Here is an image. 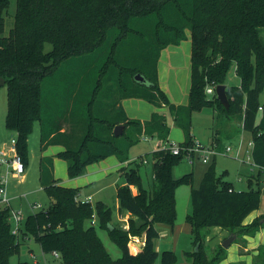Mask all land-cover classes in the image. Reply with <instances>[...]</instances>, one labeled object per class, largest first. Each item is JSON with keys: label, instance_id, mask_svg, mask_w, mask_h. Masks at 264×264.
I'll list each match as a JSON object with an SVG mask.
<instances>
[{"label": "trees", "instance_id": "trees-1", "mask_svg": "<svg viewBox=\"0 0 264 264\" xmlns=\"http://www.w3.org/2000/svg\"><path fill=\"white\" fill-rule=\"evenodd\" d=\"M9 5L10 0H0V86H7L6 128L17 132L16 149L26 167L36 122L41 149L64 146L55 156L41 158L40 182L50 204L27 216L24 233L33 235L45 251L59 250L64 264H156L158 259L160 264H176L177 252L158 251L155 240L159 223L173 226L177 221V187L193 181V173L180 178L173 173L184 152L159 148L122 168L126 183L117 188L119 212L129 210L139 216L129 220L128 229L114 221L106 203L82 202L79 187L60 184L53 175V159L66 160L68 175L75 178L85 174L89 164L110 155L127 161L130 148L145 134L167 139L171 125L165 115L155 112L149 120H140L125 114L121 100L137 97L170 107L185 134L180 145L194 144V111L208 107L218 117L238 116L241 125L234 134L242 130L252 134V159L262 172L264 45L258 27L264 25V0H16L14 25L4 35ZM186 30L192 40L191 90L187 105H175L159 84L157 62L163 49L187 39ZM47 43L51 50L45 49ZM69 59L78 60L71 62L75 70H62L60 65ZM85 59H102L95 83L86 81ZM232 67L239 85L227 84ZM137 73L146 82L137 81ZM219 84H226L228 108L216 94L205 91L208 85ZM260 105L262 117L257 122ZM119 124L125 129L115 136ZM150 155L153 182L145 188L140 166ZM226 173L217 174L212 162L199 186L191 190V211L185 219L191 225L193 245H200L198 250L185 251V256L193 264H221L227 257L222 244L209 253L206 229L220 226L241 238L264 227V215L244 223L260 207L259 181L256 187L235 190ZM131 185L138 186L137 194ZM95 214L98 225L121 248L120 257L113 258L107 250L92 221ZM144 235L143 249L138 251L133 243L132 251V237ZM19 249L8 212L0 210V264H10ZM257 250L253 264H264V245Z\"/></svg>", "mask_w": 264, "mask_h": 264}, {"label": "rangeland", "instance_id": "rangeland-1", "mask_svg": "<svg viewBox=\"0 0 264 264\" xmlns=\"http://www.w3.org/2000/svg\"><path fill=\"white\" fill-rule=\"evenodd\" d=\"M8 13L6 14V22H5V31L4 35H8L11 28L14 25L15 20V12H16V0H10V5L8 8ZM45 49L51 50L52 44L47 43ZM83 62V59H81ZM102 60V59H101ZM100 59H94V61L88 62L86 59L84 61L85 70H86V81L88 83H95L96 76L98 77V68L101 65ZM75 61L78 63V60L69 59L64 61L60 68L65 71L75 70L71 62ZM90 68V69H89ZM59 70V71H62ZM58 71V70H57ZM59 73V72H57ZM227 84L238 85L239 77L236 73L234 67H232L227 76ZM7 86L4 84L0 86V149L1 146L6 143L7 148L11 144V139L15 135L10 133L6 128L5 119L7 114ZM215 112L211 108H204L202 110H196L193 112L192 116V125H193V134L195 135V140L199 141L201 144L207 145L210 141V137L213 135L215 130H227L225 128L228 124L236 123L238 124L240 121L238 116H233V119H229L228 117H216ZM225 128V129H224ZM252 137L248 131L243 134V145L248 143V138ZM222 140L224 144H232L237 146L240 142L241 136L228 140L225 138L224 134L222 135ZM248 139V140H247ZM158 142L156 139L152 138L150 140H141L135 146H133L129 152V157L131 160L137 159L140 155L146 154L154 150L155 143ZM29 152H28V163L26 167V172L24 175L20 177H15L10 174L8 177L7 188L8 192L12 197L11 204L15 209H21L23 211V224L27 216L30 213L42 210L46 208L50 204V198L47 195L46 191L41 187V183L39 181V158L41 154V144H40V128L39 122L35 123V127L33 132L30 135L29 139ZM157 145V144H156ZM193 161V162H192ZM215 162L216 171L218 174L227 170L226 178L232 181L233 186L236 190H245L248 189L251 185L256 187L257 182L259 181L260 187L262 189V201L260 207L264 206V170L260 172V168L255 165L252 155L251 160L241 159L240 157H236L235 155H218V157L213 160H210L209 163L203 162L199 155H195L193 158L185 157L179 164L174 167L173 173L176 178H180L185 174L193 173V181L192 183H181L176 190V198L178 205V219L182 221L185 220V216L187 212L191 211V190L193 187H198L201 179L203 177L204 171L208 168V166ZM152 156H148L144 160V162L140 166V173L142 176V183L145 188H150L152 186L153 177H152ZM0 172L5 173V167L0 166ZM259 179V180H258ZM116 180V181H115ZM116 183H126V179L122 171L114 170L107 175L100 178L98 182L94 183L93 189L100 188V192L94 196V199H102L105 200L107 204H109L116 213L117 207L119 208V200L116 193ZM92 188V186H91ZM90 188V190H91ZM86 190V187L82 190ZM84 193L88 192L85 191ZM23 194L24 196H20ZM37 203L38 206L33 208L32 204ZM96 201H93V205ZM41 205V206H40ZM94 224L96 225L100 236L102 237L104 244L107 250L110 252L113 258H118L122 255L121 248L111 239L108 231L105 228H101L97 222V215H94ZM264 221V220H263ZM264 231V227L260 229V231ZM208 235L206 237V246L209 253L215 249V247L219 246L221 243H217L216 245L212 244L207 238L209 237L210 228L206 229ZM228 234H231L230 232ZM140 237V236H138ZM139 238H135L133 240H138ZM20 240V249L18 253L13 255L10 258V264H16L19 260L22 261H32L33 255L39 257L42 251V247L40 243L36 240V238L28 234L25 238L21 237ZM236 240V239H235ZM234 242V240H233ZM132 241L130 240L129 245L130 249L132 248ZM136 246V245H135ZM228 248V247H226ZM181 249L192 250L195 249L193 245V238L190 234L184 233L181 235L180 243L178 246L177 255L179 262H183V257L187 259L186 256L181 255ZM136 251V250H135ZM134 251V252H135ZM50 256V255H49ZM183 256V257H182ZM188 260V259H187ZM189 261V260H188ZM190 262V261H189ZM156 264H160V259L156 261Z\"/></svg>", "mask_w": 264, "mask_h": 264}, {"label": "crops", "instance_id": "crops-1", "mask_svg": "<svg viewBox=\"0 0 264 264\" xmlns=\"http://www.w3.org/2000/svg\"><path fill=\"white\" fill-rule=\"evenodd\" d=\"M258 30L260 33L261 41L264 45V25L259 26ZM186 34H187V39L183 40L180 44H178V45L171 44L168 47H166L165 49H163L161 51L160 58L157 62V72H158L159 84H160L161 88L168 95L170 102L175 104V105H187L189 102V94H190V90H191V74H192L191 31L186 30ZM234 69H235V67H234ZM239 84H240V78H239ZM260 101L264 102V90L262 91V93L260 95ZM121 105L124 108L125 114L129 118H136V119H140V120H149L152 117L153 113H155V112L163 114L167 117V120L170 122V125H171V130H170V133H169V136L167 139L160 141L158 138L151 137V136L146 135V134L141 137V140H146L143 138L144 136L149 137L148 140H150L152 138L156 139L158 142L155 143L154 150L159 149L161 146H164L165 144H169L170 142L180 143V142L184 141V139H185L184 131L181 127H179L174 122L173 115L171 114L170 107L168 105H164L162 107H157L153 103H151V102H149L143 98H137V97L124 98L121 100ZM212 110L215 112V115L217 117L218 116L217 111L214 109H212ZM261 117H262V111L259 110L258 115H257V122L260 121ZM239 121L240 122L238 124L233 123V121H232V124L231 123L228 124L225 127V128H227V130H225V131L223 130V132H222V130H215L213 132V135L210 137L209 143L216 142L219 145V148L222 149L225 146L224 141L221 138L223 134H224L225 138L228 140H233V139L241 136L240 140H242V142H243L242 138H243V134L245 132H247L246 130H242L239 134H236V135L234 134L235 127L238 128L241 125V120L239 119ZM39 128H40V123H39ZM8 131L15 135L12 138H16V136H17L16 131L9 130V129H8ZM192 134H193V125H192ZM193 137L195 138L194 134H193ZM248 139L250 140V139H252V137H250ZM40 141H41V139H40ZM137 144H135V145H137ZM135 145H133V146H135ZM246 146H247V142L245 145H243V148H244L243 151L245 150ZM5 147H6V143H4L1 146V149L9 150L10 145L7 148H5ZM40 148H41V146H40ZM131 148H130V150H131ZM63 149H64V146H62V145H50L46 149H41V154H40V158H39V161H40L39 162V181H40L41 158L45 157V156H55L58 152L62 151ZM130 150H129V152H130ZM154 150H152V151H154ZM218 155H222V154H218ZM218 155L214 156L213 160H215L218 157ZM129 161H131L130 157L127 161L122 162L118 159V157L116 155H110V156L104 158L103 160L89 164L87 166V170H86L85 174H83L81 176H77L75 178H70L68 175V165H67L66 160L59 158V157H54V159H53V175L56 179H58L59 183L62 185L69 186V187H79L80 192L78 194V199L85 200V199L90 197L89 202L92 204H93V201H96V202L102 201V202L106 203L105 200H102V199H96L95 200L94 199V196L100 192V188L93 189V187H95L94 183L98 182L100 180V178H102L103 176L107 175L108 173H110L116 169L122 171V168L126 167L129 163ZM152 164H153V160H152ZM226 172H227V170H226ZM122 173H123V171H122ZM152 177H153V170H152ZM226 179L228 181H230L228 178H226ZM230 182H232V181H230ZM122 184L123 183H116V193H117L118 186L122 185ZM91 186H92V188H91ZM41 187L43 188L42 185H41ZM85 187H86V190L85 189L84 190L88 191L86 193H84V190H82ZM90 188H91V190H90ZM233 188L236 190V188L234 186H233ZM131 190L134 194H137L139 192L137 185H131ZM22 195L23 194H20L19 197ZM107 205H109V204H107ZM177 210H178V205H177ZM116 211H117L116 213H114V211H113L114 221L120 223V225L125 229H128V226H129L128 222L130 219L139 220V216L131 213L129 210L119 212V208L117 207ZM261 215H264V206L262 207V205H261V207H259L258 209L252 211L249 215H247V217L244 220V223L245 224L251 223L255 218H257ZM178 218H179V216H177V221H176L175 225H173V226H170L167 224H162V223H159L157 225L159 228V237L155 240V247L158 251H161L164 248H168V249H172L175 252H177L178 251L177 249H178V246L180 243V239H181V235H183L184 233L191 235V230H192L191 225L186 221V219L184 221H182L181 220L182 218L181 219H178ZM185 218H186V216H185ZM262 220H264V218H262L261 221ZM210 233L211 234L209 235L207 240H209L214 245H216L217 243L222 244L226 240V238H228L230 235L234 234V233L228 234L229 231L227 229H223L220 226L211 227ZM135 238H139V239L133 240ZM233 240H234V242L232 241L229 244V247L227 248V257L221 262V264H225V263H229V262H235L238 264H253L255 256L258 253L257 248L261 245H264V231L259 230L253 236L252 235H244L241 238H239L238 234H236V237ZM131 241H132V243L133 242H140V241H142L141 236L140 237L134 236V237H132ZM138 251H140V250H138ZM185 251H187V250H185ZM185 251H184V249H181V255L184 254V256H185ZM178 264H193V263L189 262L187 259H185V257H183V262H179Z\"/></svg>", "mask_w": 264, "mask_h": 264}, {"label": "built area", "instance_id": "built-area-1", "mask_svg": "<svg viewBox=\"0 0 264 264\" xmlns=\"http://www.w3.org/2000/svg\"><path fill=\"white\" fill-rule=\"evenodd\" d=\"M215 89L216 85H208L205 91L208 95H212L216 94ZM259 110L263 111L262 105L259 106ZM143 138L149 139V137L147 136H144ZM253 146V139H250L248 141L244 151L242 140H240L237 146L226 144L222 149L219 148V145L216 142H211L205 145L201 144L199 141L194 140V144L192 146L180 145L176 142H170L169 144H165L160 148H170V150L174 154H180L184 152L185 157L188 158H193L195 155H199L203 162L209 163L210 160L218 154H232L236 157H240L241 159L247 158V160H251ZM0 166L5 167V173L0 172V210H7L11 234L15 236L16 241L20 243V236L23 238L28 236V234L24 233L23 231V211L21 209L13 208L11 204L12 197L9 194L7 188L8 177L10 176V174L15 177H20L26 172V165L16 149V138H12L9 150L0 149ZM81 201L89 202L90 197ZM37 206V203L32 204L33 208ZM92 221L93 223L95 222L94 217ZM16 264H64V262L62 253L59 250L53 249L51 251H45L42 249L39 257L33 255L31 262L27 260H19Z\"/></svg>", "mask_w": 264, "mask_h": 264}, {"label": "water", "instance_id": "water-1", "mask_svg": "<svg viewBox=\"0 0 264 264\" xmlns=\"http://www.w3.org/2000/svg\"><path fill=\"white\" fill-rule=\"evenodd\" d=\"M135 79L137 81H140V82H146V77L141 74V73H137L135 75ZM226 84H219L216 86V95L218 97V99L221 101V103L226 107L228 108L229 107V99H228V96H227V92H226ZM125 129V125L123 124H119V125H116L115 128H114V135L115 136H120L122 135L123 131ZM263 221V220H262ZM236 237V234H232L230 235L228 238H226V240L222 243L224 247H229V244L233 241V239ZM141 240L140 242H133L134 245H136V247L138 248V250H142L144 245H145V235L144 236H141ZM199 245L200 243H198L195 247V250H198L199 249Z\"/></svg>", "mask_w": 264, "mask_h": 264}]
</instances>
